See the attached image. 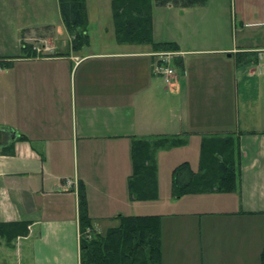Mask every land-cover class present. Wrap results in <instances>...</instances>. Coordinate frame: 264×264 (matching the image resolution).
I'll use <instances>...</instances> for the list:
<instances>
[{"label":"crops","instance_id":"crops-1","mask_svg":"<svg viewBox=\"0 0 264 264\" xmlns=\"http://www.w3.org/2000/svg\"><path fill=\"white\" fill-rule=\"evenodd\" d=\"M166 6L174 27L152 40L176 45L169 84L161 51L116 41L111 0H85L88 43L77 49L58 0H0V128L11 150L0 149V222L26 224L0 245V264H79L80 187L96 233L118 216H162V264H264V20L238 11L229 32L208 0ZM7 29L14 53L4 56ZM227 134L237 190L173 198L172 170L197 171L202 140ZM158 138L184 144L155 153L157 200L133 201L132 142Z\"/></svg>","mask_w":264,"mask_h":264},{"label":"trees","instance_id":"trees-1","mask_svg":"<svg viewBox=\"0 0 264 264\" xmlns=\"http://www.w3.org/2000/svg\"><path fill=\"white\" fill-rule=\"evenodd\" d=\"M174 3L180 7L202 5L205 0H157L158 6ZM65 29L73 35L72 46L88 43L85 0H58ZM115 39L120 44L150 45L155 51H176L169 42L152 40L151 0H111ZM245 54H237L236 62L246 64ZM8 130L0 128V149L8 150ZM184 141L158 138L152 142L133 140L132 174L127 188L133 201H155L158 198L155 153L180 147ZM239 150L236 138L227 134L202 140L197 171L188 162L177 165L171 173V196L175 199L191 194H226L235 192L239 181ZM162 216H118L117 225L104 233L93 231L87 200L79 190V264H162ZM26 234L25 223H1L0 245L11 246Z\"/></svg>","mask_w":264,"mask_h":264},{"label":"rangeland","instance_id":"rangeland-1","mask_svg":"<svg viewBox=\"0 0 264 264\" xmlns=\"http://www.w3.org/2000/svg\"><path fill=\"white\" fill-rule=\"evenodd\" d=\"M208 1H209V10H210L211 15L215 16L223 12V16L225 18V24H226V19H227L226 30L228 29L229 32L234 30L233 25H235V27L237 26L234 23L233 15L234 14L236 15L238 11L243 10V12H246L244 14L245 18L250 17L251 20L252 19H258V20L260 19L261 21L264 20V0H226V2L225 0H208ZM151 2H152V24H153L152 30L154 33V37L156 40H159V41L166 40L168 37L169 27L171 28L172 26L174 27L173 18L171 17L172 10H169V8H167L166 5L158 6L156 4L157 0H151ZM29 16H32V19H34L36 14L32 12ZM207 18H210V17L208 16ZM204 24L205 25L203 26V29L205 27L206 28L205 30H211V28L213 27L212 25H214L213 23H211L210 19L208 22H205ZM218 24L220 25V23ZM225 24L223 23V25ZM6 34H7V39H6L7 48L3 50L4 56L11 55V53H14L12 46H8V42L13 43L11 42V40L8 39V37L12 36L13 31L11 29H7ZM179 153L182 154V151L178 150L176 154H179ZM187 157H189V159L191 160V158H194L195 155L194 156L190 155ZM192 163L194 165L195 160ZM194 167H197V166L194 165Z\"/></svg>","mask_w":264,"mask_h":264},{"label":"built area","instance_id":"built-area-1","mask_svg":"<svg viewBox=\"0 0 264 264\" xmlns=\"http://www.w3.org/2000/svg\"><path fill=\"white\" fill-rule=\"evenodd\" d=\"M158 55L161 62L157 69L158 74L166 84H169L171 80L175 78V69L171 65V61L175 53L173 51H166L161 52Z\"/></svg>","mask_w":264,"mask_h":264}]
</instances>
